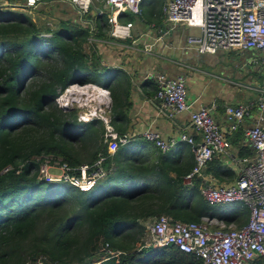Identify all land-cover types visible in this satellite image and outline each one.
<instances>
[{
    "label": "trees",
    "instance_id": "1",
    "mask_svg": "<svg viewBox=\"0 0 264 264\" xmlns=\"http://www.w3.org/2000/svg\"><path fill=\"white\" fill-rule=\"evenodd\" d=\"M161 3L140 0L139 17L152 19L155 13L160 21ZM93 4L101 5V1ZM125 14L119 17L128 19ZM85 18L88 22L54 18L51 23L36 24L22 9L0 8V264H38L37 258L41 264L73 260L81 264H202L192 251L173 242L131 248L130 230L140 232L143 227L135 216L162 212L194 221L218 216L228 223L240 219L246 205L241 200L209 203L199 192V176L184 183L181 174L137 194L108 191L98 196L100 187L118 177L110 168L116 149L109 153L102 136L96 134L97 119L77 120L75 108L63 109L54 101L68 83L85 79L108 85L114 97L110 78L118 68L102 63L97 47L101 38L111 37L106 15L88 10ZM40 30H49L50 35L41 36ZM89 34L98 39L88 42ZM77 140L82 142L80 149L86 141L94 145L81 155L74 145ZM98 152L105 154V172L86 189L38 174L35 156L40 153L75 165L90 164ZM151 171L157 175L154 168ZM67 192L71 195L66 196ZM127 236H131L128 242ZM104 240L123 252L101 258L99 242ZM243 264H264V254Z\"/></svg>",
    "mask_w": 264,
    "mask_h": 264
},
{
    "label": "built area",
    "instance_id": "2",
    "mask_svg": "<svg viewBox=\"0 0 264 264\" xmlns=\"http://www.w3.org/2000/svg\"><path fill=\"white\" fill-rule=\"evenodd\" d=\"M41 1L47 0H0L1 7L22 8L30 10L36 8ZM79 11L85 22V13L92 10L94 14L102 12L109 23V34L114 39L130 37V19H121L119 16L125 11L140 12V0H100L101 5H94L95 0H68ZM162 11L170 21H180L195 30L188 32L186 41L188 46L198 51L215 52L217 49L241 50L253 47L261 51V60L264 64V0H162ZM90 30H94L93 20H89ZM50 32H44L48 34ZM98 39L89 34L87 41ZM107 38H101V41ZM109 39V38H108ZM148 48V47H146ZM264 71V66H263ZM157 82L154 96L161 107L171 111L186 109L189 102L186 99L185 78L181 74L167 76L158 72L155 75ZM76 90L66 86L55 97L58 105L67 107L76 93L82 94L78 104L86 101L93 102L78 112V118L85 119L91 116L100 117L103 121V140L109 153L113 152L119 143L128 139L127 132H118L109 122L107 115L102 113L106 106V99L101 101L93 90L88 91L84 84L74 82ZM73 88V87H72ZM261 93L255 100L259 108L264 107V73L263 82L259 86ZM83 92H82V91ZM90 99H87V93ZM75 100V99H74ZM251 103H226L224 110L234 122L239 120L249 110ZM213 104H201L189 112L192 125L200 132V139L195 141L191 134L181 131L179 138L191 144L193 161L184 177L190 179L199 175V192L209 203H223L232 200H241L247 207L248 214L245 221L238 224L224 222L216 217L213 225L203 216L201 221L181 220L166 213H159L145 224L149 231L150 244H164L173 242L178 248L192 251L201 259L202 264H243L248 259L264 254V125L255 122L245 128L244 135L253 146V154L241 158L240 171L230 182L216 183L210 176L202 174V168L215 153H227L230 146L229 139L219 129L218 123L211 114ZM141 135L153 141L161 149H166L170 141L161 137L160 133L151 127L141 131ZM105 154L98 155L90 163L85 161L75 165L68 163L59 156L42 154L37 156L38 174L45 180H61L81 189L89 187L103 175ZM101 257L105 258L119 253L121 250L111 246L107 240L102 242ZM52 264H58L56 262ZM66 264H81L71 261Z\"/></svg>",
    "mask_w": 264,
    "mask_h": 264
},
{
    "label": "crops",
    "instance_id": "3",
    "mask_svg": "<svg viewBox=\"0 0 264 264\" xmlns=\"http://www.w3.org/2000/svg\"><path fill=\"white\" fill-rule=\"evenodd\" d=\"M44 5L46 6L43 7V10L52 15L53 18L78 20L72 16H68L64 8H58V12L56 13L53 7L51 8L47 4ZM161 5L162 3L160 4V10L163 14L162 18H165ZM154 17L156 18V15L152 17V20L150 19V24H156L157 20ZM139 19L146 20L144 17H140ZM160 21L157 22L163 26L164 24ZM186 28L188 32L195 30L194 27L190 26H186ZM130 33V37L126 39L109 37V39L107 38L102 41L103 43H100L102 45L101 48L97 45L100 61L118 68L117 73L112 74L110 78V82L115 84L113 87L114 97L112 98L108 85H103L89 79L82 81L87 91L91 89L104 96L106 106L101 111L107 115L113 127L118 132H127L129 135L127 141L118 144L114 151L115 153H111L112 165L110 168L111 170L113 169L114 173L118 174L116 181L114 183L106 182L104 186L100 187L97 194L102 196L108 191L137 194L142 189L147 190V187H152V184L155 185V183L165 185L166 181L170 180L168 178H174L180 174L183 177V182L188 183L190 180L184 177V174L190 169L193 161L191 144L185 139L179 138L178 135L181 131H185L191 134L195 141H198L200 139V132L190 122L189 112L201 104L210 103L213 104V107L210 109L211 114L218 123L219 129L229 139L230 146L227 153H215L203 166L202 174L210 176L216 183L232 181L240 171L241 158L252 155L254 151L253 146L244 135L245 128L255 122H260L264 125V108H259L254 103L261 93L259 88L263 82V78L260 77L261 74L257 73V77L254 76V78L249 76L248 80L245 79V82H242L236 77L229 78L226 75L199 66L194 62L182 61L180 56L176 58L172 57L162 49L165 44L169 45V47L172 44L175 47L179 46L178 41L171 43L172 25L168 28L165 27L163 33L156 29V35L153 40L142 41L139 33H132L131 29ZM167 33L169 34L168 40L165 37ZM157 39H162L163 43L155 45ZM229 51L235 52V58H241L240 64H244L246 67L250 66L251 60L245 59L246 57L244 58L239 51L227 50L224 53H228ZM258 55H261V51L259 50ZM254 60L252 59V61ZM165 65L171 69H181L184 67L186 82L188 76L194 74L195 71H199L221 77L226 82L233 80L232 82L237 87L235 86V89L232 90L226 86V82L219 86L212 85L208 80V91L206 93L202 95L192 93L188 98L186 93V99L189 102L188 108L168 113L166 111L168 109L161 107L158 99L154 96V90L157 85L156 79L154 77L150 78L154 69L157 72L164 73L162 71H166ZM177 74L181 73L178 72L174 75ZM241 86L243 89L245 88V92L247 93L245 96L244 94H238ZM114 101L116 103L113 110L111 109V105ZM246 101L251 103L248 112L235 121V125L232 126L234 121L228 117L224 110V105L226 103L235 104ZM82 107L78 105V101L71 99L69 105L63 107V109H77V120L86 122L93 118L97 119L94 121L96 134L102 136L104 128L102 119L97 116H92L86 120L78 118V112L83 109ZM146 127L156 129L161 137L168 141L170 139L173 140L170 141L166 149H161L153 141L141 135V131ZM96 138L97 136H95ZM102 141L105 142L103 136ZM152 168L156 170L157 175L151 171ZM247 214L248 210L246 207L244 215L240 219L232 218L230 222L236 224L243 222L246 220ZM156 215V213H144L135 216V219L145 226L146 222H149ZM215 217L223 219V217Z\"/></svg>",
    "mask_w": 264,
    "mask_h": 264
},
{
    "label": "rangeland",
    "instance_id": "4",
    "mask_svg": "<svg viewBox=\"0 0 264 264\" xmlns=\"http://www.w3.org/2000/svg\"><path fill=\"white\" fill-rule=\"evenodd\" d=\"M44 4H47L49 7H53L54 11H56V13L58 12V8H64L66 10V14L68 16H72L74 19H78V20H82V17L79 13V11L75 8V6L68 0H47L46 2L41 1L40 3H38L36 5V8H32L30 10L27 9H22V8H18V9H22L23 11H25V13H27V15L31 18L32 21H34L36 24H39L42 21H45L47 23H51L53 21V17L52 15H50L49 13L45 12L43 10V7L46 6ZM57 8V9H56ZM15 9V8H14ZM128 13V17L126 16V18L130 19L132 21V25L130 27L131 32L132 33H139L140 34V38L141 40H153L154 36L156 35V29L159 31H164V28H168L170 25H172V33H171V43H176V41H178L179 46L175 47L173 44L172 46L169 47V45H164L163 46V51L165 53L170 54L172 57H178L180 56V59L182 61H186V62H194L196 64H198L199 66H202L210 71L213 72H218L220 74L226 75L229 78L232 77H236L238 78V80L245 82V79L248 80L249 76L251 78H254V76L257 77V73H260V77L263 78V62L261 60L260 55H258V50L254 49L253 47L249 46L246 47L244 49L239 50L240 54L242 56H244L245 59H249L251 60L250 62V66L246 67L244 64H240L241 63V58L237 57L235 58V52L234 51H229L228 53H224L223 49H217L215 52H209V51H198L195 47L192 46H188V43L186 41V36L188 34L186 25L184 23H181L180 21H170L167 20L166 18H162L161 19V23H163L164 25H159V22H157L156 20V24H150V19L147 20H142L139 19V15L137 13H132V12H127ZM155 16V15H153ZM84 21V20H83ZM183 24V25H182ZM182 25V26H180ZM109 33V23L106 20V25ZM44 32H50L49 30H40L39 34L41 36H49L50 33L48 34H43ZM166 40H168L169 34L167 33L165 35ZM43 43H45V40L41 41V44L44 45ZM100 43H103L101 40L97 42V45L99 48L102 47V45ZM162 39H157L155 41V45H160L162 44ZM174 47V48H173ZM188 56V57H187ZM252 59H255L254 61H252ZM234 65V66H233ZM233 67V68H232ZM256 71L254 72L253 71ZM165 70L166 71H162L164 73H166L167 76H171L174 75L176 73H181L184 77V70L185 68L182 67L181 69H171L169 67H167L165 65ZM142 73H144V71H142ZM158 72L154 69L151 73V77L155 78V75ZM212 77V78H211ZM211 78V79H209ZM208 80L211 82L212 85H219L221 86L222 83H225L226 81L223 80L221 77H217L216 75H209L206 72H199V71H195L194 74L190 75L187 77V82L185 81L186 84V93H187V98L192 95V93L194 94H199L202 95L203 93H206L208 90ZM231 81H227L226 82V86L232 90L235 89L236 84H234ZM237 87V86H236ZM70 90H76L75 89H70ZM63 91V89H61L58 93L60 94ZM82 91V90H81ZM58 94V96H59ZM238 94H244V96L247 94L245 92V88L243 89V87L241 86ZM61 95V94H60ZM75 100H77V97H73ZM87 99H90V97H86ZM93 101L90 100L88 101L87 104L84 105V107L82 108H86L88 107ZM264 108V107H263ZM77 111V109H76ZM75 146L77 149H79V151H81V155H85L86 152H88V150H90L92 148V146L94 145V141L89 143V141H86V143L84 145L81 146L80 149V143H82L80 140H77L74 142ZM42 153L38 154L35 156V158L39 155H41ZM68 194H66V196H70L71 193L67 192ZM63 207L65 209L69 208L70 205L66 204L63 205ZM203 219V218H202ZM206 219L207 223L211 226L215 223V219L211 218V217H207L204 218ZM217 221H219V219H217ZM148 222V221H147ZM146 222V223H147ZM224 222H226L224 220ZM227 223V222H226ZM139 230V229H137ZM130 233L133 235V238L131 239V236H127V238L125 239L126 241L128 239H131V241H129V244L132 247H135L136 249L141 247L142 245H148L150 244V235H149V231L148 229H146V226L141 227L140 232L136 231L135 228L130 230ZM103 241L99 242V247H101ZM128 242V241H127ZM118 249H120V252H123V249H121L120 247H116ZM42 258V257H41ZM74 261V260H73ZM37 262L38 264H41V260L40 258H37Z\"/></svg>",
    "mask_w": 264,
    "mask_h": 264
},
{
    "label": "bare ground",
    "instance_id": "5",
    "mask_svg": "<svg viewBox=\"0 0 264 264\" xmlns=\"http://www.w3.org/2000/svg\"><path fill=\"white\" fill-rule=\"evenodd\" d=\"M73 87V88H72ZM74 87H77L76 86V84L75 83H72V86H70V88L69 89H75ZM92 93H94L95 95H96V97L98 98V99H100L101 101H104L105 99H104V96H102V95H100L99 93H97V91H93ZM83 97V95L82 94H79V93H76L75 94V96H72V97H77V100H78V98H81V97ZM86 97H91L90 96V94H89V92L87 93V96Z\"/></svg>",
    "mask_w": 264,
    "mask_h": 264
},
{
    "label": "clouds",
    "instance_id": "6",
    "mask_svg": "<svg viewBox=\"0 0 264 264\" xmlns=\"http://www.w3.org/2000/svg\"><path fill=\"white\" fill-rule=\"evenodd\" d=\"M74 82L82 83V81H79V80H73V81H71L70 83H68L66 86H69L70 84H72V83H74ZM66 86H64L62 89L64 90V88H65ZM58 94H59V93H57L56 96H58ZM56 96H55V97H56ZM55 97H54V101H55V103L57 104V102H56V100H55ZM76 101H77V100H76ZM85 104H87V101H86L85 103H83L82 106L84 107ZM57 105H58V104H57ZM78 105H79V104H78ZM58 106H60V105H58ZM60 107L63 108V106H60ZM93 116H94V115H93ZM91 117H92V116H91ZM91 117L85 118V120H86V119H90ZM80 119H81V118H80ZM117 146H118V145H117ZM100 177H101V176H100ZM92 184H93V183H92ZM92 184H91V185H92ZM91 185H90V186H91ZM73 186H75V185H73ZM90 186H89V187H90ZM75 187H77V186H75ZM77 188H79V187H77ZM87 188H88V187H87ZM79 189H81V188H79ZM84 189H86V188H84ZM98 196H99V195H98ZM152 245H153V244H152ZM101 258H102V257H101Z\"/></svg>",
    "mask_w": 264,
    "mask_h": 264
},
{
    "label": "water",
    "instance_id": "7",
    "mask_svg": "<svg viewBox=\"0 0 264 264\" xmlns=\"http://www.w3.org/2000/svg\"><path fill=\"white\" fill-rule=\"evenodd\" d=\"M167 111V110H166Z\"/></svg>",
    "mask_w": 264,
    "mask_h": 264
}]
</instances>
